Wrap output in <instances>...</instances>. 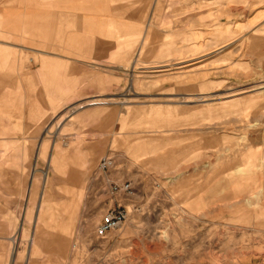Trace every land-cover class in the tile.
<instances>
[{"label":"rangeland","instance_id":"obj_1","mask_svg":"<svg viewBox=\"0 0 264 264\" xmlns=\"http://www.w3.org/2000/svg\"><path fill=\"white\" fill-rule=\"evenodd\" d=\"M0 264H264V0H0Z\"/></svg>","mask_w":264,"mask_h":264},{"label":"built area","instance_id":"obj_2","mask_svg":"<svg viewBox=\"0 0 264 264\" xmlns=\"http://www.w3.org/2000/svg\"><path fill=\"white\" fill-rule=\"evenodd\" d=\"M115 159L111 155H107L101 158L98 163L97 171L106 173L109 169L114 167ZM111 195H123L128 194L131 191L130 181L116 182L106 179V187ZM103 189V190H104ZM128 212L125 207L118 206L108 208L104 213L101 221L96 226L95 233L98 237H105L109 232L121 227L127 220Z\"/></svg>","mask_w":264,"mask_h":264},{"label":"crops","instance_id":"obj_3","mask_svg":"<svg viewBox=\"0 0 264 264\" xmlns=\"http://www.w3.org/2000/svg\"><path fill=\"white\" fill-rule=\"evenodd\" d=\"M165 66H166V65H165ZM92 101H94V99H91V100H90V102H92ZM90 102H88V104H89ZM90 104H91V103H90ZM239 169H240L239 171H241V172L244 171V169H243L242 167H239Z\"/></svg>","mask_w":264,"mask_h":264},{"label":"bare ground","instance_id":"obj_4","mask_svg":"<svg viewBox=\"0 0 264 264\" xmlns=\"http://www.w3.org/2000/svg\"><path fill=\"white\" fill-rule=\"evenodd\" d=\"M185 60V59H184ZM188 61H191V60H188ZM186 63V62H185ZM165 65V64H164ZM238 95V94H237ZM234 96V95H233ZM228 97H230V96H228Z\"/></svg>","mask_w":264,"mask_h":264}]
</instances>
